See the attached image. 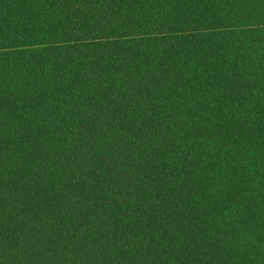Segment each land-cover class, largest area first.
<instances>
[{
	"label": "trees",
	"instance_id": "trees-1",
	"mask_svg": "<svg viewBox=\"0 0 264 264\" xmlns=\"http://www.w3.org/2000/svg\"><path fill=\"white\" fill-rule=\"evenodd\" d=\"M0 264H264V0H0Z\"/></svg>",
	"mask_w": 264,
	"mask_h": 264
}]
</instances>
